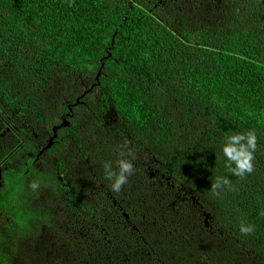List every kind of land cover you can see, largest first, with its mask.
Listing matches in <instances>:
<instances>
[{"label":"trees","instance_id":"1","mask_svg":"<svg viewBox=\"0 0 264 264\" xmlns=\"http://www.w3.org/2000/svg\"><path fill=\"white\" fill-rule=\"evenodd\" d=\"M0 125V264H264V0H0Z\"/></svg>","mask_w":264,"mask_h":264},{"label":"clouds","instance_id":"2","mask_svg":"<svg viewBox=\"0 0 264 264\" xmlns=\"http://www.w3.org/2000/svg\"><path fill=\"white\" fill-rule=\"evenodd\" d=\"M132 153H124L121 152L119 158L113 161H105L103 164L105 170V179L109 181L110 190L113 193H120L124 189V187L129 183V178L135 174V166L132 159L127 158L131 156ZM115 164V167H114ZM231 167V165H227ZM247 171H251V165L247 166ZM236 175H243L242 171H236L233 169ZM231 181L226 177H217L216 182L212 184V189H222L224 186H230ZM31 188L33 190H38L40 188V184L33 180L31 183ZM254 226L251 224H241L240 232L244 235H247L253 231Z\"/></svg>","mask_w":264,"mask_h":264},{"label":"rangeland","instance_id":"3","mask_svg":"<svg viewBox=\"0 0 264 264\" xmlns=\"http://www.w3.org/2000/svg\"><path fill=\"white\" fill-rule=\"evenodd\" d=\"M63 125H65L66 124V121L65 122H63L62 123ZM0 127H2L1 125H0ZM1 130V129H0ZM6 134H8V133H6V131H0V144L1 145H5L7 142H9V141H13L14 142V140H12L11 139V137L9 136V135H6ZM15 143V142H14ZM50 146V144L47 146V147H49ZM8 147H10V146H8ZM0 154H1V149H0ZM32 156H33V154H31V153H23V154H20L19 155V159H22V160H24V161H28V160H30V159H32ZM17 164H18V162H17ZM26 165V164H25ZM15 168V167H14ZM18 170V169H17ZM39 237H40V239H39V247H41V249H44V246L46 245V242L47 241H51V243L53 244L54 243V239H53V237L52 236H50V235H48V234H46L45 232H43V233H41L40 235H39ZM31 239V238H30ZM26 241H28V239H26ZM52 246H54L55 247V245H52ZM46 254H47V252H45ZM49 254V253H48ZM49 256V255H48ZM25 258V257H24ZM45 259H46V264H54V262H51V259H49V258H47V257H45ZM21 261H24L23 259H20ZM27 260V259H26Z\"/></svg>","mask_w":264,"mask_h":264}]
</instances>
